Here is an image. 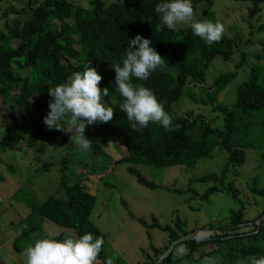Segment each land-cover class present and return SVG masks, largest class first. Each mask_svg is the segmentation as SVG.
I'll use <instances>...</instances> for the list:
<instances>
[{
  "label": "trees",
  "instance_id": "16d2710c",
  "mask_svg": "<svg viewBox=\"0 0 264 264\" xmlns=\"http://www.w3.org/2000/svg\"><path fill=\"white\" fill-rule=\"evenodd\" d=\"M236 1L251 4L249 20L260 16L264 0ZM163 2L171 0L124 1L109 6L104 0H91V9L75 5L71 0L33 1L28 21H15V27L8 26V35L0 32V98L11 111L17 112L13 116L7 113L1 117L0 126L4 136L0 148L4 149L7 142L23 141L28 149L37 143H45L56 149L60 143L73 137L75 132L73 129L71 133L68 132L70 125L67 119L61 121V131L49 129L44 124V118L50 111L48 104L52 100L48 89L68 83L74 73H82L90 64L102 76L99 85L101 92L104 88L109 90L106 98L107 107L114 110V119L110 121L113 129L103 123L100 125L106 127L109 142L114 146L118 144L122 150L116 164L130 165L127 168L128 174L141 186L155 190L159 187L147 180L134 166L193 168L202 159L211 157L219 148L229 155L222 173L193 178L192 183L216 184L202 196V200H209L210 196L219 191H227L234 201H240L236 188L232 184L226 185L224 180L233 169L244 167L247 162L246 150L255 151L257 158L264 162V74L251 66L249 77L238 86L236 100L231 107L218 104L217 99L228 85L237 80V72L220 74L207 87V99L198 100L191 94L189 86L207 84V71L213 62L217 58L231 60L241 47L225 33L218 43L209 46L200 37L193 35L191 27L168 29L163 25L161 15L155 12L156 5ZM191 3L195 13L203 3L213 6L214 0H191ZM9 14L18 13L14 9L3 13L4 17ZM202 16V20L218 22L210 9H204ZM158 25L162 30H157ZM136 35L152 41L151 46L165 59L166 67L152 72L147 80L133 77L132 83L134 86L143 85L153 92L165 112L172 117L173 131H166L160 124L153 122L141 131H134L126 112L119 107L124 100L116 91L118 86L113 65L120 63L122 66L129 42ZM14 41L18 42L16 47L11 46ZM133 50L137 48L134 46ZM242 57L238 69L244 66V61L247 63L246 56ZM14 66L20 70L30 69L39 79L33 83L29 75L17 74ZM186 98L221 114L223 129L212 128L208 118L203 115L192 121L179 117L175 107ZM11 116L13 121L5 122ZM113 135L116 140L112 139ZM62 165V171L65 172L67 167L64 160ZM172 192L198 196L191 188ZM252 192L264 198V190L254 188ZM64 195L65 198L49 196L39 202L29 191H18L15 194V200L30 210L27 217L11 224L16 234L23 225L28 226L14 240L16 252L22 254L29 245L34 246L37 240L46 238L43 237V224L49 220L76 233V237L62 233L52 239L63 242L66 238L76 239L88 233L97 238L103 237L104 244L98 262L103 264L111 256L115 257V264H124L110 250L107 236L91 220L97 204L96 197L86 190L83 181L65 186ZM263 216L264 211L253 223H249L244 220V209L241 206L238 212H231L230 224L226 229H220L221 235L215 233L216 237L210 240L183 243L187 246L189 258L197 254L199 263L205 257H214L217 264H237L238 260L251 256H264V221L260 226L256 225ZM137 221L146 229L167 233L171 239L170 244L191 233L186 231V224L179 218L174 227H162L156 219L152 225H147L141 219ZM248 225H252V230ZM205 247H212V250L200 254ZM153 249L158 259L163 253ZM171 255L162 264H170Z\"/></svg>",
  "mask_w": 264,
  "mask_h": 264
},
{
  "label": "rangeland",
  "instance_id": "374dc122",
  "mask_svg": "<svg viewBox=\"0 0 264 264\" xmlns=\"http://www.w3.org/2000/svg\"><path fill=\"white\" fill-rule=\"evenodd\" d=\"M33 1L35 0L1 1L0 32L8 35L7 28L10 25L15 27V21L20 23L28 21L31 17L30 4ZM90 1L71 0L73 4L86 9H91ZM104 1L109 6L113 3L137 0ZM11 9L16 10L18 14L4 17V11ZM204 9H210L216 20L224 24L225 35L235 39L241 48L231 60L217 58L213 62L207 71V84L189 87L191 94L198 100H205L207 87L220 74L237 72V80L228 85L217 99L218 104L231 107L235 103L238 86L249 77L250 67L264 74V4L260 16L254 20H249L251 10L249 2L214 0L213 6L203 3L194 13L197 20L203 19ZM189 27L177 25L176 29ZM17 45L18 42L14 41L11 46ZM243 55L246 56L247 63L244 61V66L238 69ZM14 69L19 75H29L33 83L39 79L30 69L20 70L18 67ZM102 101L107 107V98L103 95ZM175 110L179 117L189 118L190 121L203 115L208 118L207 121L211 123L212 128L223 129L221 114L212 112L210 107L196 105L190 98L177 105ZM7 113H11L12 116L17 114L0 98V123L1 117H5ZM12 116L5 122L13 121ZM103 124L113 129L110 127V121ZM106 127H102L100 123L86 127L85 137L92 141V146L87 151L82 150L71 138L60 143L56 149L45 143H37L32 149H28L23 141L7 142L4 149L0 148V264H26L24 254H18L13 246L17 234L11 226L12 222H17L30 213L26 205L15 200L18 191H29L39 202H43L49 196L65 198V186L83 181L86 190L96 197L97 204L91 220L107 236L110 250L120 257L124 264H154L171 245L167 233L157 229H146L137 219L144 220L147 225L154 224L156 219L162 227H174L179 218L186 224L187 232H195L202 240H210L216 237L215 233L221 235L220 229H226L230 224L231 212H238L241 206L244 209V220L249 223H253L263 213L264 198L252 192L254 188L258 191L264 190V162L257 158L255 151L246 150L247 162L244 167L233 169L224 180L226 185L232 184L236 188L240 201H234L227 191H219L210 196L209 200H202V196L216 184L192 183V179L210 174L220 175L229 159L226 151L217 148L211 157L202 159L193 168L134 166L147 180L159 187L151 190L138 184L136 179L128 174L127 168L130 165L116 164L115 161L122 150L118 144L114 146L109 142ZM71 131L72 128L69 126L68 132ZM3 136L4 130L0 126V142ZM112 139L116 140V137L113 135ZM63 160L67 167L65 172L62 171ZM189 188L197 192L198 196L194 197L191 193L178 195L172 192L185 191ZM248 228L252 230V225H248ZM43 231V237L47 239L62 233L76 237L74 231L61 228L49 220L44 221ZM153 247L163 253L158 259ZM214 247L216 248V245ZM181 248L186 249L183 254L180 252ZM211 250L212 247H205L200 254ZM173 251L170 264L202 262L197 261V254L189 258V251L184 244L178 245Z\"/></svg>",
  "mask_w": 264,
  "mask_h": 264
},
{
  "label": "clouds",
  "instance_id": "9594fccd",
  "mask_svg": "<svg viewBox=\"0 0 264 264\" xmlns=\"http://www.w3.org/2000/svg\"><path fill=\"white\" fill-rule=\"evenodd\" d=\"M155 12L161 15L163 25L175 30L177 25H189L193 35L200 37L209 46L218 43L225 32L224 24L209 20H197L191 0H171L158 3ZM157 30H162L157 26ZM152 41L136 35L129 42L125 58L115 63V83L124 102L119 107L126 112L130 127L141 131L150 122L160 124L166 131L175 130L172 117L165 112L163 105L158 102L153 92L143 85H133L132 78L147 80L157 69L166 67L165 59L151 46ZM137 50H133V47ZM102 76L96 68L85 67V70L74 73L68 83H63L48 89L52 97L48 107L50 111L44 118V124L49 129L61 131V121L67 122L74 130L71 139L84 151L92 146V141L86 139L85 129L96 123H108L114 119L112 107H105L102 95L108 96L109 90L99 87ZM23 225L17 234L27 229ZM104 244L103 237H94L88 233L80 238H66L63 242L55 239H40L24 250L26 264H100L99 254ZM186 249L181 248L183 254ZM103 264H115V257H107ZM201 264H217L214 257H205ZM237 264H264V256H251L237 261Z\"/></svg>",
  "mask_w": 264,
  "mask_h": 264
},
{
  "label": "water",
  "instance_id": "95a60500",
  "mask_svg": "<svg viewBox=\"0 0 264 264\" xmlns=\"http://www.w3.org/2000/svg\"><path fill=\"white\" fill-rule=\"evenodd\" d=\"M264 221V216L262 218H260L257 222H256V225L257 226H260L262 224V222ZM198 241V242H201L202 239L201 237L198 236L197 233L193 232V233H190L186 236H183L181 238H179L177 241L173 242L170 247L168 248V250L166 251V253L157 261L155 262L154 264H162L170 255L171 253L173 252V250L180 244H183V243H187L189 241Z\"/></svg>",
  "mask_w": 264,
  "mask_h": 264
}]
</instances>
